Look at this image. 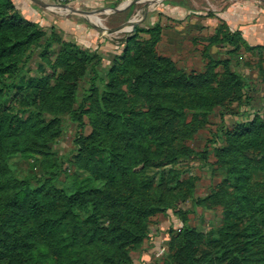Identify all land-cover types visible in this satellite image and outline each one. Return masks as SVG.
<instances>
[{
    "label": "rangeland",
    "instance_id": "374dc122",
    "mask_svg": "<svg viewBox=\"0 0 264 264\" xmlns=\"http://www.w3.org/2000/svg\"><path fill=\"white\" fill-rule=\"evenodd\" d=\"M153 1L118 0L96 10L98 23L73 15L95 35L86 44L51 11L11 0L36 28L19 72L4 75L0 110L24 125L32 107L81 119L55 129L39 116L30 128L43 139L20 141L6 158L8 177L41 190L46 214L64 226L51 240L0 220L2 257L11 259L0 264H264L252 232L264 220V133L238 136L264 124V0H164L124 32ZM226 26L242 34L236 46L225 43ZM113 84L121 96H109ZM103 106L122 118L106 126ZM83 143L102 149L100 170L81 169Z\"/></svg>",
    "mask_w": 264,
    "mask_h": 264
},
{
    "label": "trees",
    "instance_id": "16d2710c",
    "mask_svg": "<svg viewBox=\"0 0 264 264\" xmlns=\"http://www.w3.org/2000/svg\"><path fill=\"white\" fill-rule=\"evenodd\" d=\"M35 28L36 25L29 22H23V20L17 16V13L13 11V4L11 0H0V93L3 92V89H6L9 85L5 82L4 75L11 76L12 73L19 72V69L16 68V58L21 55L22 47L27 46L34 37L33 30ZM226 28L227 34L224 36L225 43L230 46H236L237 43L234 37H238L239 40H242V34L239 31L231 32L227 26ZM9 58H11V63L8 62ZM9 67L10 69L8 70ZM140 83L141 82H139V85ZM17 88L19 91L24 89L22 81L17 84ZM32 88L33 86L30 84L27 87V89ZM121 93L122 92L117 89V86L113 84L111 86L109 96L117 97L121 96ZM112 99L113 98L107 100L112 103ZM100 102H102V99ZM21 111L26 112V110ZM42 115L50 117L51 126L55 129L61 126L64 121V117L69 116L73 119H81L78 112H73L71 110H68V113L56 112L52 115L42 108L32 107L29 112V118L26 120L29 123H26V126L23 124L21 117H19L16 113L9 114L0 110V220L9 218L15 220V230H13L14 234L17 232L20 234V231H18L19 229L27 230L28 228H31L32 230H35V233L41 232V234L45 237L55 240L58 238V232H62L64 225L61 224L62 222H58L56 220V223L53 222L51 220L52 216H48L46 214V210L44 208L46 199L42 195L41 190L30 191L28 188L16 186L15 182L11 180L12 178L8 177L10 174L6 164V158L18 148L20 141L22 143L28 142L37 145L38 140L43 139L41 129L30 128L34 125L36 119ZM98 115L105 119L107 122L106 126H108L109 119H121L123 112L108 110L103 106V108H100V111H98ZM260 133H264V124H260L256 128H243L239 132L238 136L241 138H243V136L245 138H251L250 140L254 141L253 138ZM81 147V154H79V157H83L86 161L85 167L82 165L81 169L89 171L100 170L101 167L95 157H99V153L102 149L100 150L99 147H95L94 150H89L84 143ZM260 169L264 170V168ZM75 202L76 200L70 198L67 204L71 207L74 206ZM129 209L134 215V211L136 210H134L132 206ZM150 209V213L153 214L155 209ZM66 211V213H68L69 210ZM135 213L142 217V219L147 216V214H143L141 212ZM72 215L74 216V219L77 217L75 214ZM24 224L25 228L22 227ZM263 229L264 220L259 225V228H252L253 237L257 240V242H264ZM221 241L222 247L225 246V248H227L230 245L228 243L225 245L226 242L223 240ZM19 254L20 251L15 252L16 257H18ZM215 254H217V260L223 259L222 256L220 257V252ZM2 256L3 254L0 249V263L11 260L8 256Z\"/></svg>",
    "mask_w": 264,
    "mask_h": 264
},
{
    "label": "crops",
    "instance_id": "0c3cea01",
    "mask_svg": "<svg viewBox=\"0 0 264 264\" xmlns=\"http://www.w3.org/2000/svg\"><path fill=\"white\" fill-rule=\"evenodd\" d=\"M25 5L28 7H32L33 4H31L30 0H25ZM42 3H44L46 6H58L59 4H52V3H47V0H40ZM118 0H72L69 4H64L67 6L70 10H75V11H81L83 9H89V11H94L96 10H102L104 8H113L116 6ZM46 9V8H45ZM48 11V10H47ZM50 12V11H49ZM51 14H54L58 16L56 19L59 20L58 26L62 29H65L66 31H72L75 34H78L79 38L81 39L80 41H85L86 44H90L91 42L94 41L95 35L89 31L85 30L82 25L75 24V18L73 15L76 16H82L79 14H76L72 11L66 10V12L59 14V13H54L50 12ZM69 15L72 16V18H69ZM38 16V13H35L34 17ZM86 17V16H83ZM44 23L49 24V23H55L54 18L51 17H46L43 18ZM83 43V42H82Z\"/></svg>",
    "mask_w": 264,
    "mask_h": 264
},
{
    "label": "bare ground",
    "instance_id": "6f19581e",
    "mask_svg": "<svg viewBox=\"0 0 264 264\" xmlns=\"http://www.w3.org/2000/svg\"><path fill=\"white\" fill-rule=\"evenodd\" d=\"M161 1L164 0H154L153 2H151L148 6H146L145 8H141L139 10L136 11V13L131 17L128 25L123 29L124 32H129L131 30V25L133 23H137L138 22V18L142 17V15L148 11H150L149 9L152 7H155L158 5V3H160ZM46 10L54 12V13H59L62 14L64 12H66V10L60 8V7H56V6H46ZM92 23L96 22L98 23L99 21L94 17V16H90L88 18Z\"/></svg>",
    "mask_w": 264,
    "mask_h": 264
},
{
    "label": "water",
    "instance_id": "95a60500",
    "mask_svg": "<svg viewBox=\"0 0 264 264\" xmlns=\"http://www.w3.org/2000/svg\"><path fill=\"white\" fill-rule=\"evenodd\" d=\"M31 2H33L34 4H36L37 6H39V7H41V8H46V5L44 4V3H42L40 0H30ZM138 2V1H137ZM57 7H60V8H62V9H64V10H69V11H72V12H74V13H76V14H79V15H82V16H86V17H90V16H95L96 14H97V12H94V11H91V12H83V11H75V10H70L67 6H65V5H58ZM116 11V9H113L112 10V12H115ZM146 13L143 15V17H142V19L139 21V22H137V23H133L132 25H131V30H130V32H133L135 29H136V27H137V25L141 22V21H143V20H145V18H146Z\"/></svg>",
    "mask_w": 264,
    "mask_h": 264
},
{
    "label": "built area",
    "instance_id": "2783aa9c",
    "mask_svg": "<svg viewBox=\"0 0 264 264\" xmlns=\"http://www.w3.org/2000/svg\"><path fill=\"white\" fill-rule=\"evenodd\" d=\"M53 3H57V4H69L72 0H49Z\"/></svg>",
    "mask_w": 264,
    "mask_h": 264
}]
</instances>
